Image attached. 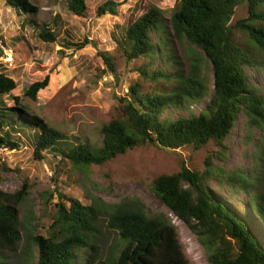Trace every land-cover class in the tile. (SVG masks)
<instances>
[{"label":"trees","instance_id":"obj_1","mask_svg":"<svg viewBox=\"0 0 264 264\" xmlns=\"http://www.w3.org/2000/svg\"><path fill=\"white\" fill-rule=\"evenodd\" d=\"M1 2L22 19L20 28L30 29L46 52L57 43L61 50L71 51L90 44L86 38L73 41L68 31L61 37L46 23L37 24L32 19L37 8L29 0ZM66 3L68 11L81 19L118 15L119 4L114 0ZM237 9L245 15L231 24ZM160 14L152 7L115 36L119 57L126 64L140 61L135 71L152 86L144 94H138L139 85L130 86L128 96L118 98L119 115L101 127L100 144L95 149L51 129L27 113L16 98L13 106H5L2 97L17 85L0 66V148L17 150L24 138L34 161H43L50 153L77 168L101 166L145 143L173 151H197L212 145L216 152L205 159L203 171L181 165L174 174L154 178L150 190L195 236L209 264H264V249L245 218L220 201L209 186L244 192L250 213L264 231V153L258 159L260 166L249 174L211 169V159L225 164L228 148L224 142L241 116L247 128L264 129V63L256 54L264 53V0H175L166 26ZM234 32H240L246 42L234 39ZM23 40H12L17 45L13 54L28 57ZM176 41H185L200 52L212 86H208L199 60L185 67L172 52ZM101 59L114 74V58L101 55ZM38 68V64L32 65L33 70ZM252 68L262 75L261 85L252 83L248 74ZM47 84L46 75L30 84L24 96L34 101ZM184 100L204 101L205 105L198 115L163 119L172 115L171 110L179 111ZM29 189L25 180L12 193L0 190V264H9L18 251V207ZM53 192L39 194L40 215L48 220L42 225L44 235L25 237L28 245L24 244L23 254L32 258V250L37 255L35 264H76L79 255L84 264H191L168 213H152L136 197L115 202L94 199L85 206L58 190L57 201L52 203ZM102 226L110 243L101 233Z\"/></svg>","mask_w":264,"mask_h":264},{"label":"rangeland","instance_id":"obj_2","mask_svg":"<svg viewBox=\"0 0 264 264\" xmlns=\"http://www.w3.org/2000/svg\"><path fill=\"white\" fill-rule=\"evenodd\" d=\"M119 4L118 15L103 17L91 16L81 19L67 9L66 0H29L37 8L32 18L37 24L46 23L51 29L58 30L61 37L68 31L73 41L86 38L90 44L80 51L61 50L54 44L46 52L44 45L32 34L30 29H21L22 19L13 11L0 3V38L2 41L0 66L16 83V88L4 95L5 106H13V98L27 113L42 119L48 127L65 134L76 143L89 144L95 149L100 144L101 127L119 115L118 98L128 96L130 86L139 85L138 94L148 92L151 83L142 80L135 71L140 61L126 64L116 50V34L120 29L131 25L136 19L154 7L161 12V18L167 25L175 0H114ZM58 16L57 18H54ZM244 11L237 9L230 23L244 17ZM234 39L246 42L240 32H234ZM23 37V44L30 55L13 54L17 46L12 40ZM172 52L187 67L194 60H199L208 86H212L211 74L205 68L200 52L185 41L173 42ZM258 54L264 63V53ZM101 55L111 56L115 60V73H111L104 65ZM11 57L8 65L6 58ZM39 68L33 70L32 65ZM252 83L261 85L263 77L252 68L249 71ZM48 76L45 89L36 94L34 101L24 96L30 84ZM203 102L184 100L182 108L171 110L172 115L163 119L171 120L173 116L198 115L204 108ZM172 116V117H171ZM241 116L233 131L225 140L228 148L226 162L222 166L215 158L211 159L213 171L222 167L230 175L240 172L251 173L260 166L259 158L264 153V129H251L245 126ZM5 149V148H3ZM216 152V148L208 145L201 150L181 148L179 150L158 149L150 144H140L124 155L118 156L101 166H80L72 168L66 161H59L50 153H46L43 161H34L32 148L22 138L17 150L0 151V190L12 193L18 190L22 182L28 180L30 185L28 196L19 205L18 251L9 264H35L37 255L32 258L23 254L25 237L29 234L44 235L42 225L48 220L41 217V199L43 191L53 192L52 203L57 201L56 190L77 199L81 204L90 205L93 200L115 202L123 197H136L152 212L168 213L161 201L150 190L151 181L160 175L178 172L181 165L192 171L201 172L205 168V159ZM220 201L227 203L241 217L245 218L248 228L255 235L264 249V231L247 207L244 192H228L209 184ZM56 187V189H54ZM172 224L177 228L178 238L183 246L186 258L191 264H209L203 249L195 236L178 219L169 214ZM245 216V217H244ZM101 233L111 242L110 236L101 227ZM76 264H84L79 255Z\"/></svg>","mask_w":264,"mask_h":264},{"label":"built area","instance_id":"obj_3","mask_svg":"<svg viewBox=\"0 0 264 264\" xmlns=\"http://www.w3.org/2000/svg\"><path fill=\"white\" fill-rule=\"evenodd\" d=\"M6 59H7V60H6L5 63H7L8 65H10V64L12 63V58H11V57H8V58H6ZM3 150H5V149L0 148V151H3Z\"/></svg>","mask_w":264,"mask_h":264}]
</instances>
